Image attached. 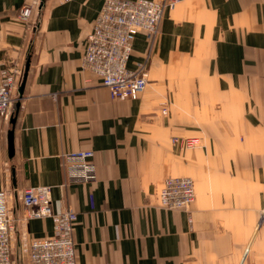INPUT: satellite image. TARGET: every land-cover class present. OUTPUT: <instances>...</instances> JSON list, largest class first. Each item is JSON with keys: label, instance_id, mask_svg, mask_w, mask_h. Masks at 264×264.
I'll use <instances>...</instances> for the list:
<instances>
[{"label": "crops", "instance_id": "0c3cea01", "mask_svg": "<svg viewBox=\"0 0 264 264\" xmlns=\"http://www.w3.org/2000/svg\"><path fill=\"white\" fill-rule=\"evenodd\" d=\"M104 1L0 0V65L21 70L0 114L14 264L53 232L50 218H24L23 190L42 184L54 211L78 215L77 264H264V0H181L153 40L139 31L137 99L113 98L82 67ZM76 150L94 152L93 180L69 178L64 154ZM171 175L193 179L188 209L161 206Z\"/></svg>", "mask_w": 264, "mask_h": 264}, {"label": "built area", "instance_id": "2783aa9c", "mask_svg": "<svg viewBox=\"0 0 264 264\" xmlns=\"http://www.w3.org/2000/svg\"><path fill=\"white\" fill-rule=\"evenodd\" d=\"M181 0H105L91 31L82 57V67L95 73L113 98L137 99L146 89L148 78L144 69L129 67L134 40L141 30L154 39L165 12ZM34 5L24 4L20 19L32 25ZM21 70L15 63L0 65V114L13 106ZM167 111L166 108L163 109ZM185 145H198V137H186ZM92 150H76L64 154L72 182H88L95 178ZM194 181L189 176L166 177L159 192L161 206L167 209H188L195 200ZM25 219L50 218L53 232L46 237H33L28 244L30 264H77L74 231L77 213L72 208L54 211L52 186L26 187L22 193ZM6 194L0 192V264H14L12 257V224Z\"/></svg>", "mask_w": 264, "mask_h": 264}, {"label": "water", "instance_id": "95a60500", "mask_svg": "<svg viewBox=\"0 0 264 264\" xmlns=\"http://www.w3.org/2000/svg\"><path fill=\"white\" fill-rule=\"evenodd\" d=\"M12 143H13V139H12V133L10 134V147L12 148Z\"/></svg>", "mask_w": 264, "mask_h": 264}]
</instances>
